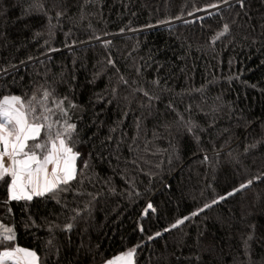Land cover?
<instances>
[{
    "label": "trees",
    "instance_id": "16d2710c",
    "mask_svg": "<svg viewBox=\"0 0 264 264\" xmlns=\"http://www.w3.org/2000/svg\"><path fill=\"white\" fill-rule=\"evenodd\" d=\"M11 96L74 124L79 156L54 195L10 200L0 180V252L264 264V0H0Z\"/></svg>",
    "mask_w": 264,
    "mask_h": 264
},
{
    "label": "snow or ice",
    "instance_id": "6c2138e0",
    "mask_svg": "<svg viewBox=\"0 0 264 264\" xmlns=\"http://www.w3.org/2000/svg\"><path fill=\"white\" fill-rule=\"evenodd\" d=\"M227 30L225 26L224 31ZM49 95L48 92L43 94L45 101ZM55 103L67 115L62 107L64 101ZM51 112L52 109L43 102L39 110L31 101H28L25 107V102L18 96L4 97L0 101V180H4L5 177L10 178L8 187L12 200L30 201L34 196L54 195L57 191L66 190L61 185H68L76 177L75 161L79 153L73 152L72 146L68 143L70 134L75 131L76 126L67 124L63 131L54 132L55 122H52L48 115ZM42 132L43 139H41ZM182 223L184 220H179L172 227L175 228ZM68 227L71 228V225ZM14 239L15 234L11 228L0 231V245L4 241ZM134 251V249L129 251L126 257L130 259ZM2 258L12 259L16 264H36L37 260L35 252L19 247L14 251L3 252ZM124 259L125 257H117L112 264H119Z\"/></svg>",
    "mask_w": 264,
    "mask_h": 264
},
{
    "label": "crops",
    "instance_id": "0c3cea01",
    "mask_svg": "<svg viewBox=\"0 0 264 264\" xmlns=\"http://www.w3.org/2000/svg\"><path fill=\"white\" fill-rule=\"evenodd\" d=\"M17 107H19V105H17ZM30 142H31V141H30ZM6 162H7V158H6ZM50 167H51V166H50ZM75 171H76V164H75ZM8 196H9V199L12 200V199L10 198L9 188H8ZM129 251H131V250H129ZM129 251H127V252H123V253H119V254H116L115 256H113V257L107 259L106 261H104L102 264H112V262H115V261H116L117 257H125V259L122 260V261H120L119 264H134V253H133V255H132V257H131L130 259H128V258L126 257V254H127ZM3 252H5V251H2V253H3ZM2 253H1V258H2ZM9 261H10V259H8V258H4V261H2V262H5V264H9ZM10 264H11V262H10Z\"/></svg>",
    "mask_w": 264,
    "mask_h": 264
},
{
    "label": "rangeland",
    "instance_id": "374dc122",
    "mask_svg": "<svg viewBox=\"0 0 264 264\" xmlns=\"http://www.w3.org/2000/svg\"><path fill=\"white\" fill-rule=\"evenodd\" d=\"M3 228V227H2ZM4 228H8V227H4ZM3 228V229H4ZM3 229H2V231H3ZM15 248H17V247H14V248H12V249H9V250H2V251H14V249ZM2 251L0 252V264H5V262H2V261H4V258H1V253H2ZM9 259V258H8ZM10 262H11V264H16V262L14 261V260H12V259H10V261H9V264H10ZM36 264H38V261L36 260Z\"/></svg>",
    "mask_w": 264,
    "mask_h": 264
},
{
    "label": "water",
    "instance_id": "95a60500",
    "mask_svg": "<svg viewBox=\"0 0 264 264\" xmlns=\"http://www.w3.org/2000/svg\"><path fill=\"white\" fill-rule=\"evenodd\" d=\"M149 205H151V207H149ZM149 205H148V208H149V209H151V208H152V204H151V203H149Z\"/></svg>",
    "mask_w": 264,
    "mask_h": 264
}]
</instances>
